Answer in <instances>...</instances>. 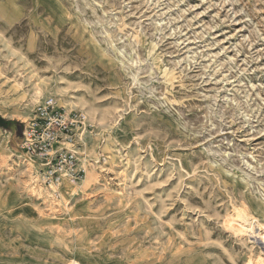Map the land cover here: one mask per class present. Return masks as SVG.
<instances>
[{"label": "rangeland", "instance_id": "374dc122", "mask_svg": "<svg viewBox=\"0 0 264 264\" xmlns=\"http://www.w3.org/2000/svg\"><path fill=\"white\" fill-rule=\"evenodd\" d=\"M49 96L93 126L69 207L18 149ZM239 213L263 232L264 0H0V264H264Z\"/></svg>", "mask_w": 264, "mask_h": 264}, {"label": "built area", "instance_id": "2783aa9c", "mask_svg": "<svg viewBox=\"0 0 264 264\" xmlns=\"http://www.w3.org/2000/svg\"><path fill=\"white\" fill-rule=\"evenodd\" d=\"M92 128L84 113L65 109L51 96L42 99L23 124L19 152L35 165L38 184L52 195L59 196L63 186L83 179L81 139Z\"/></svg>", "mask_w": 264, "mask_h": 264}, {"label": "bare ground", "instance_id": "6f19581e", "mask_svg": "<svg viewBox=\"0 0 264 264\" xmlns=\"http://www.w3.org/2000/svg\"><path fill=\"white\" fill-rule=\"evenodd\" d=\"M84 159H86L85 156H84ZM104 161L105 160H101L99 157L95 156V161H93L92 163H90L91 161L90 162L88 161V162H89V165L91 164L90 168L101 170L102 169V165L104 164ZM24 164H25L24 165L25 169H27V171L29 173H32L34 170H36L35 165L28 159H24ZM83 168L85 170V175H84L83 179L79 182L80 184L79 183L76 184L77 186L76 185H74V186H66V187L64 186L63 187V192H62V195H61V201H60L62 203L61 204L57 203V206H62V205L64 207H65V205H67V207L71 206L72 205L71 202L73 200H76V198H74V197L80 191V188H78V186H81V185L84 184L86 187H90L91 184H94V183L98 182V178L96 177V173H94V176L91 175L92 174L91 173L90 176L86 179V181H83L85 176H86L85 162L83 163ZM32 178H28L29 182L32 180ZM30 192H31V194H34V197L42 198V200H46L43 192H41L40 190L37 193H35V191H33V189H32ZM49 194H47V195H49ZM51 196L53 198V195H51ZM43 203H44V201H43ZM52 208L55 209L56 207H52ZM249 216H247V218ZM247 218L240 214V216H238L237 221H234L232 228L237 233L241 234L242 236H246L247 238L252 239L254 242L256 241L258 244L263 245V248H264V228H263V232H262V228L261 227H259L260 229H257V231H256V229H255L256 224L258 225L259 223H257V222L255 223V221H253V219H247ZM254 219H256V218H254ZM258 230H259V232H258Z\"/></svg>", "mask_w": 264, "mask_h": 264}]
</instances>
